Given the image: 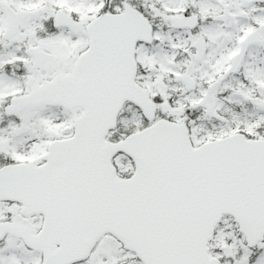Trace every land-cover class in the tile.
Returning a JSON list of instances; mask_svg holds the SVG:
<instances>
[{
	"label": "snow or ice",
	"instance_id": "1",
	"mask_svg": "<svg viewBox=\"0 0 264 264\" xmlns=\"http://www.w3.org/2000/svg\"><path fill=\"white\" fill-rule=\"evenodd\" d=\"M0 264H264V0H0Z\"/></svg>",
	"mask_w": 264,
	"mask_h": 264
}]
</instances>
